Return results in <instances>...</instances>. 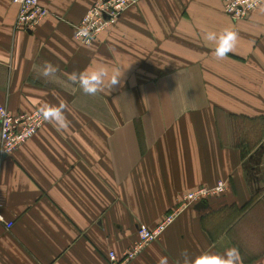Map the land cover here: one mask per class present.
<instances>
[{
	"label": "crops",
	"instance_id": "obj_1",
	"mask_svg": "<svg viewBox=\"0 0 264 264\" xmlns=\"http://www.w3.org/2000/svg\"><path fill=\"white\" fill-rule=\"evenodd\" d=\"M98 1L40 0L48 16L21 32L18 7L0 0V106L63 105L67 120L0 155V203L15 223L0 231V264H110L140 226L220 181L223 195L187 209L131 264H177L184 249L264 264V1L234 22L225 0H138L85 45L74 27ZM226 31L237 39L219 59ZM46 63L57 70L45 78ZM99 69L118 84L85 94L79 74Z\"/></svg>",
	"mask_w": 264,
	"mask_h": 264
},
{
	"label": "built area",
	"instance_id": "obj_2",
	"mask_svg": "<svg viewBox=\"0 0 264 264\" xmlns=\"http://www.w3.org/2000/svg\"><path fill=\"white\" fill-rule=\"evenodd\" d=\"M264 0H225V14L234 22L246 20L257 10ZM18 7L15 30L32 32L48 16L49 10L43 7L40 0H11ZM138 0H100L94 3L80 23L74 27L75 39L85 45L100 40L117 24L125 11L135 5ZM47 119L40 111L14 115L7 107L0 106V155L12 156L24 144L32 140L45 126ZM227 190V182L220 181L212 188H201L185 194L180 204L174 208L156 228L145 226L138 228V241L129 248L121 259L111 252L110 264H131L151 244L157 242L168 226L187 209L210 201L223 195ZM15 223L4 216V207L0 203V231H11Z\"/></svg>",
	"mask_w": 264,
	"mask_h": 264
},
{
	"label": "clouds",
	"instance_id": "obj_3",
	"mask_svg": "<svg viewBox=\"0 0 264 264\" xmlns=\"http://www.w3.org/2000/svg\"><path fill=\"white\" fill-rule=\"evenodd\" d=\"M208 39H215L214 34H209ZM237 34L234 31H226L220 38L218 46L215 49V55L219 59H224L226 55L232 51ZM57 68L51 64L46 63L42 76L48 77L49 72L55 71ZM80 89L87 95L95 96L98 92L103 91L105 88L112 89L118 84L119 80L113 76L108 78V73L104 69H99L88 74H79ZM179 75V74H178ZM73 79H76V74H73ZM197 105L194 100L186 101L179 111L176 112V118L179 119L183 116L185 111H196ZM44 118L49 119L54 117L61 127H67V120L63 115V105L59 108L46 107L41 110ZM182 259L177 264H239V253L235 249L229 250L227 258L219 254H209L207 252L201 253L199 256L192 257L187 249L182 250L180 253ZM166 258L161 261V264H166Z\"/></svg>",
	"mask_w": 264,
	"mask_h": 264
},
{
	"label": "water",
	"instance_id": "obj_4",
	"mask_svg": "<svg viewBox=\"0 0 264 264\" xmlns=\"http://www.w3.org/2000/svg\"><path fill=\"white\" fill-rule=\"evenodd\" d=\"M202 204H204V203H202ZM202 204H200V205H202Z\"/></svg>",
	"mask_w": 264,
	"mask_h": 264
}]
</instances>
